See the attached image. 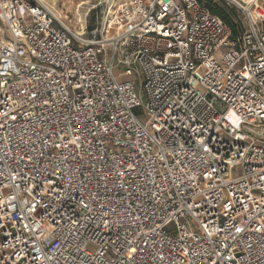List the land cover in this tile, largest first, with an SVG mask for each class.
<instances>
[{"label": "built area", "instance_id": "built-area-1", "mask_svg": "<svg viewBox=\"0 0 264 264\" xmlns=\"http://www.w3.org/2000/svg\"><path fill=\"white\" fill-rule=\"evenodd\" d=\"M211 1L0 0V264H264V0Z\"/></svg>", "mask_w": 264, "mask_h": 264}, {"label": "rangeland", "instance_id": "rangeland-1", "mask_svg": "<svg viewBox=\"0 0 264 264\" xmlns=\"http://www.w3.org/2000/svg\"><path fill=\"white\" fill-rule=\"evenodd\" d=\"M97 2L98 0H56L54 10L70 29L81 30L80 27L98 26L102 22L104 7L101 5L94 8ZM123 70L120 66L116 68L118 74ZM136 113L141 115V110L137 109Z\"/></svg>", "mask_w": 264, "mask_h": 264}, {"label": "trees", "instance_id": "trees-1", "mask_svg": "<svg viewBox=\"0 0 264 264\" xmlns=\"http://www.w3.org/2000/svg\"><path fill=\"white\" fill-rule=\"evenodd\" d=\"M204 1L207 3L213 13L230 22L228 12L224 9V7H222L220 4L213 3L211 0Z\"/></svg>", "mask_w": 264, "mask_h": 264}, {"label": "bare ground", "instance_id": "bare-ground-1", "mask_svg": "<svg viewBox=\"0 0 264 264\" xmlns=\"http://www.w3.org/2000/svg\"><path fill=\"white\" fill-rule=\"evenodd\" d=\"M79 13H80V12H79ZM79 13H78V14H79ZM84 17H86V16H84ZM85 19H86V18H85ZM79 21H80V17H79Z\"/></svg>", "mask_w": 264, "mask_h": 264}]
</instances>
